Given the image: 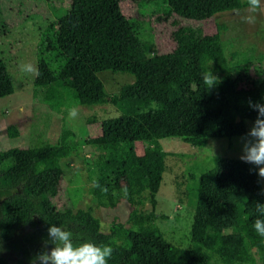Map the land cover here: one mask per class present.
I'll return each instance as SVG.
<instances>
[{
	"label": "trees",
	"instance_id": "trees-1",
	"mask_svg": "<svg viewBox=\"0 0 264 264\" xmlns=\"http://www.w3.org/2000/svg\"><path fill=\"white\" fill-rule=\"evenodd\" d=\"M130 1L68 0V10L38 36L40 76L32 80L51 111L70 105L116 109L117 116L99 122L102 147L91 162L101 203L113 208L125 201L130 208L126 221L111 223L103 233L91 210L56 204L60 162L69 157L74 140L73 132L63 128L53 145L4 153L0 240L15 258L12 262L0 254V264H30L38 252L50 250L51 244L44 246L50 225L72 232L76 245H110L108 264H264V237L253 228L256 219H264L256 211V203L264 204L263 192L255 167L241 160L213 157L212 167L187 187L193 210L190 249L167 243L154 223L155 194L168 155L157 141L179 138L201 148L208 139L242 137L246 123L252 127L257 117L249 100L264 103V76L255 80L228 63L218 35L188 23L241 9L246 2L162 0L168 14L187 23L171 22L172 49L150 54L141 23L120 9V3ZM209 67L221 80L211 91L202 79ZM103 71L131 74L133 81L109 96L96 76ZM12 92L0 61V99ZM6 133L10 139L18 136L15 126Z\"/></svg>",
	"mask_w": 264,
	"mask_h": 264
},
{
	"label": "rangeland",
	"instance_id": "rangeland-1",
	"mask_svg": "<svg viewBox=\"0 0 264 264\" xmlns=\"http://www.w3.org/2000/svg\"><path fill=\"white\" fill-rule=\"evenodd\" d=\"M119 6L125 16L141 23L142 41L149 45L150 54H163L172 49L171 22L187 23L168 14L162 0H131ZM68 7V0H0V61L13 88L9 96L0 99V162L4 153L13 148H29L42 143L53 145L61 130L69 129L74 140L69 157L60 162L63 177L55 202L72 211L91 210L99 222L100 231L105 233L111 223L124 224L130 210L123 200L113 208L104 206L93 182L96 168L91 162L92 154L102 147L99 122L117 116L118 112L108 104L70 105L58 112L51 111L41 100L42 91L32 86V75L20 70L22 64L35 65L39 34ZM246 9L247 6L239 9V15L234 11L223 12L202 22L188 23L207 35L217 34L228 63L241 67L243 72L257 80L264 76V9L259 11L254 24L243 20L248 14ZM96 76L109 96L133 81V75L125 73L103 71ZM73 107L78 110V115L70 118L69 110ZM8 126L16 127V138H8ZM250 128L247 122L246 133ZM157 143L168 155L155 194L154 214L157 218L154 223L167 243L188 250L191 247L193 210L187 187L196 182L201 172L212 167L213 157L240 160L241 137L208 139L201 148L191 147L179 138H162ZM135 148L138 152L140 145ZM258 179L264 197V178L258 176ZM0 254L13 262L12 252L3 250ZM211 262L219 264L214 260Z\"/></svg>",
	"mask_w": 264,
	"mask_h": 264
},
{
	"label": "clouds",
	"instance_id": "clouds-1",
	"mask_svg": "<svg viewBox=\"0 0 264 264\" xmlns=\"http://www.w3.org/2000/svg\"><path fill=\"white\" fill-rule=\"evenodd\" d=\"M247 15L243 17L246 23L254 24L259 11L264 9L262 0H246ZM239 15L240 10L234 9ZM20 70L32 77L38 78V66L27 63L20 65ZM206 90L211 91L221 82L217 75L209 69L202 76ZM249 107L257 112V117L248 132L241 137L242 154L239 159L255 167L260 178H264V103H253L249 100ZM78 110L73 107L69 110V117L75 118ZM105 192L107 189L104 190ZM127 197V189H123ZM256 211L264 217V204L256 203ZM253 228L257 234L264 237V219H256ZM48 239L44 241L45 248L51 244L50 250H41L30 260V264H108L112 257L113 248L108 244L97 245L92 242H82L78 245L73 242V233L60 226L50 225L47 229ZM4 249L0 247V252Z\"/></svg>",
	"mask_w": 264,
	"mask_h": 264
},
{
	"label": "flooded vegetation",
	"instance_id": "flooded-vegetation-1",
	"mask_svg": "<svg viewBox=\"0 0 264 264\" xmlns=\"http://www.w3.org/2000/svg\"><path fill=\"white\" fill-rule=\"evenodd\" d=\"M12 258L14 259V258H15V256L13 255V256L11 257V259H12Z\"/></svg>",
	"mask_w": 264,
	"mask_h": 264
}]
</instances>
